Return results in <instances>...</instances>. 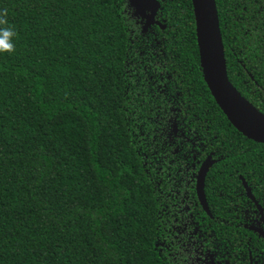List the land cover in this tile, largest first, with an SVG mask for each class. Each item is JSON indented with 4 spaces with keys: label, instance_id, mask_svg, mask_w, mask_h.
<instances>
[{
    "label": "trees",
    "instance_id": "trees-1",
    "mask_svg": "<svg viewBox=\"0 0 264 264\" xmlns=\"http://www.w3.org/2000/svg\"><path fill=\"white\" fill-rule=\"evenodd\" d=\"M158 1L165 29L142 34L127 0H0V264H180L190 231L248 262L241 177L264 209V143L212 97L191 0ZM215 2L228 78L264 115V0Z\"/></svg>",
    "mask_w": 264,
    "mask_h": 264
},
{
    "label": "water",
    "instance_id": "water-1",
    "mask_svg": "<svg viewBox=\"0 0 264 264\" xmlns=\"http://www.w3.org/2000/svg\"><path fill=\"white\" fill-rule=\"evenodd\" d=\"M136 15L146 17L145 28L152 24L165 29V25L155 19L160 8L158 0H127ZM196 41L200 55L204 81L216 104L230 124L243 136L257 143H264V115L232 85L228 78L224 46L220 31L215 0H191ZM149 12L144 15L145 12ZM174 125V131H176ZM209 155L201 164L196 177L197 197L205 211H208L204 194V182L209 168L214 164ZM243 184L247 195L254 200L246 182ZM258 209L262 212L261 207ZM264 221V217L262 219ZM264 238V231L259 230Z\"/></svg>",
    "mask_w": 264,
    "mask_h": 264
},
{
    "label": "flooded vegetation",
    "instance_id": "flooded-vegetation-1",
    "mask_svg": "<svg viewBox=\"0 0 264 264\" xmlns=\"http://www.w3.org/2000/svg\"><path fill=\"white\" fill-rule=\"evenodd\" d=\"M127 9H128V12H129L130 16L135 20V23H137V25L139 26L140 32L142 34L147 33V31H148V29H149L150 26H154V25L159 26L157 24H152V25H149L148 27H146V30H144V28H145L144 25H145V22L147 20L146 17L141 16V15H136L135 12H134V9L133 8H130L129 5H128V8ZM158 11H157V13H158ZM148 13L149 12L147 11V12L144 13V15H147ZM157 13L155 15V19L157 21H159L157 19ZM174 125H176V123L173 124L171 134L173 136H176L178 134V128H176V131H174ZM176 127H177V125H176ZM175 152H178V148H175ZM210 156H212V155L210 154ZM211 160H214L216 162V160L213 159L212 157H211ZM203 161L200 163V165H199V167L197 169L196 176H195V179H194V182H195V186L194 187H195L196 198L198 200V203H199L201 209L206 213V215L210 216L211 214H210V210H209V207H208L206 195H205V199H206V204H207V207H208V211H205L204 210L203 206L201 205V203H200V201H199V199L197 197V192H196V177H197L198 170H199L201 164L203 163ZM212 165H214V164H212ZM243 180H244V178L241 177V183H242L243 189L245 191V196H246V198H248L251 201V203L253 205V210L252 211L255 212V215L253 217V222L256 225V226L255 225L249 226V225H246L245 223H241V225L244 228H246L247 230L248 229L251 230V232L250 231L249 232L251 234H253V236L247 235V238H246V242H247V259H248V262H244V263L245 264H264V251H261L258 247L255 246L256 252L254 254L253 251H252L254 249V247L251 245V243H254V244L257 243L256 240H258V239H256V238H258V235L262 239H264L260 235V233H259V230L264 231V221L262 220L263 217H264V209L258 203V201L255 199V197L252 194L251 189L249 188L248 185L247 186L250 189V192H251L252 196L254 197V200L251 199L247 195V192H246L245 187H244V184H243ZM204 187H205V182H204ZM204 194H205V190H204ZM258 205L261 207L262 212L258 209ZM179 207L180 206H178V208ZM190 210H191V207L190 206L187 205V206L184 207V211L185 212H189ZM179 211L182 212V210L180 208H179ZM239 212H242V213L243 212H247V209H244L243 207H241V209H240ZM188 217H184L183 220H181L180 222H178V225H176V222L173 223L172 224L173 227L174 228L184 229V230L190 229L192 227V217H191V219H189ZM187 218L189 220H185ZM255 236H256V238H254ZM175 238L177 239V235H176ZM188 238L189 239H187V242L186 243H182V245H181L182 253L180 254V256H181V258H180V264H231L227 259H224V261L221 260V259H218V257L215 254V252L216 251L217 252L220 251V248L219 247H216L214 250L208 249V246H204L202 243H199V241L193 240V235L191 234V231L189 232V237Z\"/></svg>",
    "mask_w": 264,
    "mask_h": 264
},
{
    "label": "clouds",
    "instance_id": "clouds-1",
    "mask_svg": "<svg viewBox=\"0 0 264 264\" xmlns=\"http://www.w3.org/2000/svg\"><path fill=\"white\" fill-rule=\"evenodd\" d=\"M4 22L0 20V55L11 54L15 51L13 38L16 36L15 28L12 25L2 26Z\"/></svg>",
    "mask_w": 264,
    "mask_h": 264
}]
</instances>
